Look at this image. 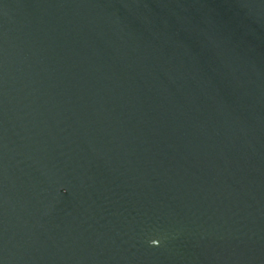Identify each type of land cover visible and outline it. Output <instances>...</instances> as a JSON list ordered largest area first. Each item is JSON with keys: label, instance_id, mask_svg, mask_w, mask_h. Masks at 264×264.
I'll use <instances>...</instances> for the list:
<instances>
[{"label": "water", "instance_id": "water-1", "mask_svg": "<svg viewBox=\"0 0 264 264\" xmlns=\"http://www.w3.org/2000/svg\"><path fill=\"white\" fill-rule=\"evenodd\" d=\"M0 264H264V0H0Z\"/></svg>", "mask_w": 264, "mask_h": 264}, {"label": "clouds", "instance_id": "clouds-1", "mask_svg": "<svg viewBox=\"0 0 264 264\" xmlns=\"http://www.w3.org/2000/svg\"><path fill=\"white\" fill-rule=\"evenodd\" d=\"M150 245H156V244H152V243H150Z\"/></svg>", "mask_w": 264, "mask_h": 264}]
</instances>
